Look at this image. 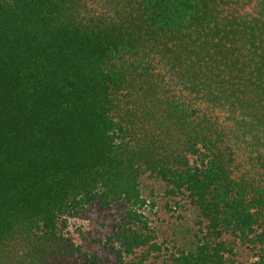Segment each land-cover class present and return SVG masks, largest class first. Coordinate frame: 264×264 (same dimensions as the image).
Here are the masks:
<instances>
[{"label": "trees", "instance_id": "trees-1", "mask_svg": "<svg viewBox=\"0 0 264 264\" xmlns=\"http://www.w3.org/2000/svg\"><path fill=\"white\" fill-rule=\"evenodd\" d=\"M144 175L199 227L159 264H264V0H0V264H97L61 230L115 206L146 264Z\"/></svg>", "mask_w": 264, "mask_h": 264}, {"label": "rangeland", "instance_id": "rangeland-1", "mask_svg": "<svg viewBox=\"0 0 264 264\" xmlns=\"http://www.w3.org/2000/svg\"><path fill=\"white\" fill-rule=\"evenodd\" d=\"M140 189L145 200L141 212L155 232L160 247V251L146 264H159L189 243L194 233L198 232L196 212L185 197H168L164 184L148 175L141 178ZM123 214L124 209L118 206L105 211L96 207L88 208L82 214L68 218L61 232L69 243L79 246L81 252L95 256L97 264H114L116 255L108 239L116 231ZM140 253L138 251L136 254ZM235 254V264H248L253 253L238 245ZM76 261H80L77 256L62 260L59 264H73Z\"/></svg>", "mask_w": 264, "mask_h": 264}]
</instances>
